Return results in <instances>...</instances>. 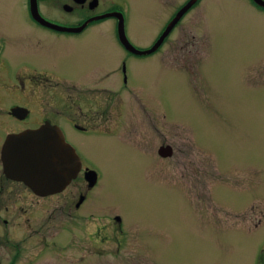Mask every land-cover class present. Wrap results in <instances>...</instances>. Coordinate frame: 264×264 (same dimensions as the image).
<instances>
[{
    "label": "rangeland",
    "instance_id": "rangeland-1",
    "mask_svg": "<svg viewBox=\"0 0 264 264\" xmlns=\"http://www.w3.org/2000/svg\"><path fill=\"white\" fill-rule=\"evenodd\" d=\"M48 1L49 17L75 21L76 13L65 12L63 3ZM119 1L126 36L145 48L187 0ZM24 7L21 0H0V34L17 43L33 38L20 32L31 26ZM113 22L105 18L78 36L86 41L78 42L77 58L54 56L46 43V65L58 62L50 67L72 78L127 56L128 86L120 82L119 65L107 80L99 78L106 88L95 92L67 90L48 71L47 112L60 108L67 118L110 130L66 129L81 158L98 171L97 185L76 209L77 190L86 183L82 167L63 191L28 204L38 230L18 228L21 255L39 248L45 222H52L47 212L64 225L48 238L58 242H45L37 260L22 257L19 264H264V9L252 0H198L160 47L144 55L122 47ZM49 38L73 39L46 32ZM22 57L35 59L14 50V59ZM161 145H169L171 154H159ZM81 211L98 218L97 239L88 236L94 226L88 230L77 221ZM111 214H119L123 225H107ZM0 248L9 259L10 244Z\"/></svg>",
    "mask_w": 264,
    "mask_h": 264
},
{
    "label": "flooded vegetation",
    "instance_id": "flooded-vegetation-1",
    "mask_svg": "<svg viewBox=\"0 0 264 264\" xmlns=\"http://www.w3.org/2000/svg\"><path fill=\"white\" fill-rule=\"evenodd\" d=\"M21 1L25 6V11L23 10V15L28 24H30L31 26H24L25 29L20 32L24 35H31L33 38L32 40H27L23 43H17L15 40H13V38L8 37L7 35L4 36L0 34V152L1 146L4 143L6 136L29 128H34L49 122L60 126L65 139L74 146L76 152L79 154L78 148L70 140H68L67 133L75 131L76 133L89 134L95 130V126L93 123L86 120H82L75 116H70L69 118H67V114H62L60 112V108L57 109L54 107L55 109H52V111L56 114H53L52 111L47 112L46 80H51L49 79L51 76L47 74L48 71L52 70L54 73L52 74L53 76L58 75V81L63 82L65 84L64 87L67 90H75L81 93L83 89H87L88 92H95L98 91L99 87H101V89L106 88L104 85H100V83L102 82H99V78L104 77L107 80V78L111 76V73H113V68H115L116 65H119L120 69V82L123 84V86H128V57L125 56L124 58H122V60H117L116 65L113 63V60L110 63H107L106 65L99 66V64H97L96 66H94L95 68H99L97 72L91 70L83 77L80 76L79 78H72L66 75H60L62 73L61 71H59L58 69H52L50 67L51 65H58V62L46 65V43H49L50 46H52V48L56 51L54 56L65 58H77L79 56L76 48V46L79 45L78 42L86 41H80L78 39V36L85 33L90 26L98 22H102L105 18H112L114 20L112 27L114 29L117 41L122 45L123 48H125V46L121 43L120 39L118 38V15L110 14L100 16L111 11H116L118 13L121 12L124 16L123 21L125 27V9L123 5H121V2L119 0H110V3L106 6H104V0H57L58 2L63 3L62 7L65 12L76 13V19L75 21H70L67 19H64L62 21H55L53 18L49 17L47 12H45L46 6L43 4V2L46 4V0H33V12L32 5L30 3L31 0ZM48 2L53 3L54 0H49ZM258 7L264 9L261 6ZM36 10L43 18L58 25L65 26L66 28L79 26L81 27L76 30L51 27L50 25L46 24L43 21H40L37 17H35L34 13ZM46 32L59 37L72 36L73 39H71L70 41L63 40L62 43H59L50 38L46 39ZM73 45L75 46L74 50L72 48ZM93 47L94 44L91 45L90 50H92ZM20 49L26 51L28 54L31 55V58L35 59H28L24 57L14 59V50ZM94 50L99 51V46L95 45ZM128 51L131 52L130 50ZM133 54L144 55L137 53ZM107 58L109 59L110 57ZM108 81L109 84L113 86V76ZM107 87L109 86L107 85ZM70 92H68V97L74 100ZM68 97L66 96L67 99ZM79 109L81 110L80 105ZM94 113L98 118L102 117L100 113L98 114V110ZM58 115H60L61 118L58 117ZM62 121L64 122V127L62 126ZM108 128L109 127L106 126V128H101L95 131H108L110 130ZM66 129L68 130V132L66 131ZM80 159V168L84 167L83 177L85 179V169L87 167L90 168L93 166L91 163L84 161L81 156ZM72 180L73 179H71V181L67 183L64 188L71 184ZM93 186H95V184L90 186L87 180L84 187L83 185H80L81 189L77 190L78 198L73 203L76 209H80L81 205L87 200V189H90ZM63 189L50 194L35 193L24 182L5 173L0 156V247L3 246V243H9L12 252L11 256L7 260L3 255H0V264H19V261L22 259V257L26 258L27 263H31L37 260L38 257L42 254L40 253V248L44 247L45 242L46 244L50 243L52 245L58 242L54 237L50 238L48 242V238L50 237V235L60 233L64 225L63 220L58 223L55 222L56 220L53 217L55 215L53 213L47 212L46 214V221L48 222L52 220V222H50L51 224H48L49 222H45L44 230L46 231H44L37 240V247L39 248L36 250L28 249L24 253H31L30 255H21L23 249L20 246V242L22 241L21 239H23V237L18 236V228L21 226L24 227L26 230H38L35 229L32 225V220L30 219L29 215L30 207L28 206V204H31L35 198H37V200H47L51 195L59 193L63 191ZM66 200L67 198H64L63 201L66 202ZM47 208L48 207H46V209ZM93 216L96 218V221L94 220V224L92 223L91 219V217ZM78 217L79 218L77 219V221H84L88 230L89 227L94 226V230H89L91 234H89L88 236H90L89 239H97L100 227L96 215L81 211V213L78 212ZM112 220H116L117 224L122 223L123 225L122 219L117 220L115 214H111V218H108L109 222L107 223V225H109L110 221ZM72 221H76V218L69 219V222ZM51 227L52 231L49 230ZM115 228H117V225H115ZM29 235H31V233ZM84 247L86 249H89V251L97 252L96 246ZM258 264L262 263L258 262Z\"/></svg>",
    "mask_w": 264,
    "mask_h": 264
},
{
    "label": "water",
    "instance_id": "water-1",
    "mask_svg": "<svg viewBox=\"0 0 264 264\" xmlns=\"http://www.w3.org/2000/svg\"><path fill=\"white\" fill-rule=\"evenodd\" d=\"M196 1L187 0L183 3L167 22L153 44L147 48H138L128 40L120 12L111 11L100 16L118 15L117 29L121 43L133 53L148 54L161 44L175 23ZM253 1L264 7V0ZM30 3L33 12V0ZM34 15L51 27L73 30L81 27L66 28L50 22L44 19L37 10ZM171 152L172 149L169 145H161L158 148V153L161 155H169ZM0 156L5 173L22 180L37 194H48L61 190L76 175L80 165L77 155L64 140L59 127L49 122L36 128L10 134L1 146Z\"/></svg>",
    "mask_w": 264,
    "mask_h": 264
}]
</instances>
